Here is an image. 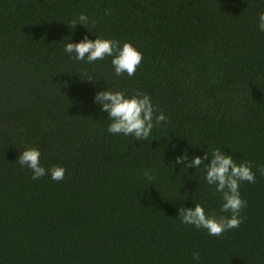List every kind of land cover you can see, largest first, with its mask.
<instances>
[{"label": "trees", "instance_id": "16d2710c", "mask_svg": "<svg viewBox=\"0 0 264 264\" xmlns=\"http://www.w3.org/2000/svg\"><path fill=\"white\" fill-rule=\"evenodd\" d=\"M261 12L264 0H0V264H264ZM85 35L131 42L135 75L65 51ZM107 89L145 93L167 119L144 141L111 134L95 102ZM29 147L64 178L33 180L16 162ZM216 148L256 176L221 236L178 216L196 203L231 215L205 179ZM205 152L199 168L176 163Z\"/></svg>", "mask_w": 264, "mask_h": 264}, {"label": "clouds", "instance_id": "9594fccd", "mask_svg": "<svg viewBox=\"0 0 264 264\" xmlns=\"http://www.w3.org/2000/svg\"><path fill=\"white\" fill-rule=\"evenodd\" d=\"M88 22V16L81 13L77 20L72 22V27L74 28L78 23L86 26ZM258 27L264 32V12L258 16ZM65 51L69 54L74 53L76 60L86 59L88 63L111 56L116 76L125 73L130 77L134 76L143 59V54L131 42H124L121 46L115 39L97 37L92 40L87 35L78 43L68 42ZM95 102L101 105V110L107 113V118L111 121L107 126L109 133L131 135L137 141L147 140L153 127L167 119L162 110L157 114L149 95L139 91L127 96L122 91L101 90L95 94ZM40 156L41 152L38 148L29 147L20 153L16 162L31 170L33 180L50 172L52 180L61 181L65 176V168L53 166L50 170L46 169L40 164ZM208 156L207 152L204 157L193 158L184 154L176 158V163L183 164L185 169L188 167L196 169L204 164ZM252 168L251 161L237 164L231 155L225 154L220 148L214 149L210 163H207L205 179L208 185H215V191L222 195L221 211L231 215L207 214L204 207L196 203L194 208L183 206L179 208L178 216L182 223L206 229L212 236H221L225 231L238 228L243 219L241 210L247 205V201L241 198L239 185L242 181L255 182L256 176ZM259 171L264 175V167ZM193 258L199 260L200 254L193 253Z\"/></svg>", "mask_w": 264, "mask_h": 264}]
</instances>
